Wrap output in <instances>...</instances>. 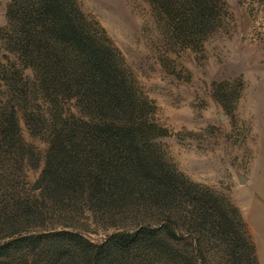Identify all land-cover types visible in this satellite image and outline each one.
I'll list each match as a JSON object with an SVG mask.
<instances>
[{"label": "trees", "instance_id": "obj_1", "mask_svg": "<svg viewBox=\"0 0 264 264\" xmlns=\"http://www.w3.org/2000/svg\"><path fill=\"white\" fill-rule=\"evenodd\" d=\"M146 1L168 44L175 35L181 42L205 35L224 10L223 0ZM5 17L0 38L10 54L5 63L0 61V161L7 164L0 168V230L12 238L0 243V264L25 248L31 257L36 254L37 264H198L197 250L186 254L181 244L185 237L175 230L183 221L196 227L199 239L213 224L230 264H257L236 208L172 174L168 164L158 168V158H149L139 148L151 146L158 127L153 107L139 93L121 54L78 0H9ZM25 68L32 70L31 77ZM19 115L32 134L48 143L42 197L49 194L52 203L66 199L76 212L111 200V191L120 184L121 201L135 208L133 196L145 184L154 199L150 207L167 211L166 218L131 224L101 243L78 230L49 228L43 203L6 190L10 173L23 171L26 162L21 157L18 162L7 160L6 148L22 141ZM187 200L192 203L189 216L169 206ZM9 203L15 207L12 214L6 213Z\"/></svg>", "mask_w": 264, "mask_h": 264}, {"label": "rangeland", "instance_id": "obj_2", "mask_svg": "<svg viewBox=\"0 0 264 264\" xmlns=\"http://www.w3.org/2000/svg\"><path fill=\"white\" fill-rule=\"evenodd\" d=\"M8 2L0 0V28L6 23ZM78 2L121 54L139 93L153 107L158 127L151 146L139 148L149 158H158V168L168 164L172 174L236 208L254 245L256 262L264 264V0H223V14L215 27L186 42L174 34L173 44L158 30L146 0ZM1 43L0 38V61L5 63L10 53ZM23 71L31 77L30 68ZM3 89L0 82V94ZM19 124L22 141L6 148L7 160L18 162L21 157L26 162L23 171L10 173L6 190L43 203L49 228L78 230L101 243L131 224L159 223L168 215L150 207L154 199L148 197L145 184L133 196L135 208L121 201L120 184L111 191V200L81 206L76 212L66 199L52 203L49 194L42 197V162L48 143L31 133L22 115ZM6 166L5 160L0 161V168ZM36 184H40L38 189L33 188ZM186 187L194 192L189 184ZM9 204L12 207L6 213L12 214L15 207ZM191 204L187 200L169 206L189 216ZM179 225L175 230L185 237L182 248L186 254L197 250L198 264H230L213 224L205 227L200 239L194 225L186 221ZM5 233L0 230V243L12 238H5ZM27 249L16 252L5 264H21L23 257L29 258L26 264H37L36 254L31 257Z\"/></svg>", "mask_w": 264, "mask_h": 264}, {"label": "water", "instance_id": "obj_3", "mask_svg": "<svg viewBox=\"0 0 264 264\" xmlns=\"http://www.w3.org/2000/svg\"><path fill=\"white\" fill-rule=\"evenodd\" d=\"M40 187V184H36V185H34V189H38Z\"/></svg>", "mask_w": 264, "mask_h": 264}]
</instances>
